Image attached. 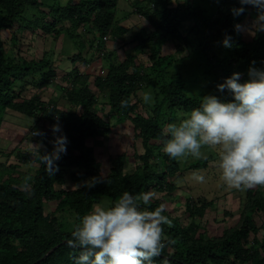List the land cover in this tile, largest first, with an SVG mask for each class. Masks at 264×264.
<instances>
[{
    "label": "trees",
    "instance_id": "trees-1",
    "mask_svg": "<svg viewBox=\"0 0 264 264\" xmlns=\"http://www.w3.org/2000/svg\"><path fill=\"white\" fill-rule=\"evenodd\" d=\"M121 1L69 0L62 6L58 0L51 4L0 0V125L7 111L32 118L31 132L37 130L35 124H41L38 130L45 135L29 132L23 140L42 142L41 152L52 148L45 126L59 123L68 138L67 152L57 161L58 171L53 176L45 173L32 156L34 149H19L20 144L11 150L0 147V156L7 158L0 161V264H73L74 250L66 245L73 225L94 204H110L124 191L148 194L151 208L164 205V199L151 195L172 194L178 186L170 178L189 169L198 171L207 160H193L182 168L178 159L162 151L163 128L198 107L200 96L211 93L230 99L216 85L233 72H239L243 81L253 62L256 67H264V32L247 40L241 31L234 30V24L255 15L248 6L245 14L234 18L230 9L238 6L239 0H208V6L195 0H127L129 11L145 19L151 30L118 25L116 12ZM43 5L50 11H39L41 16L38 12L26 15L31 8L39 10ZM53 11L58 15H53ZM184 23H188V29L185 36L181 35L183 46L176 42L174 53L161 54L162 44L180 37ZM27 29H39L54 40L62 35L73 39L76 52L69 61L91 69L82 71L76 65L62 74L58 84L50 52L31 59L21 55L20 39ZM4 31L11 32L9 42L2 38ZM226 32L234 41L231 49L220 43ZM85 33L92 37L81 40ZM126 33L130 36L122 44L121 59L118 44ZM109 41L118 46L109 49ZM186 47L193 49L190 56L198 62L191 65L203 70L206 80L195 93L191 92L188 69L182 70L188 63L176 56ZM141 53L147 54L145 62L139 61ZM197 79L198 76L194 81ZM205 85L210 86L209 90H203ZM56 86L66 107L53 100L54 91L47 99L40 93L49 87L55 90ZM26 88L31 91L29 94ZM145 90H152L153 103L142 104L138 92ZM122 100L127 101L126 107L121 106ZM99 102L102 108L97 107ZM104 107L107 115H103ZM110 118L118 123L129 120L134 138L140 140L143 152L134 155L140 163L132 171H126L127 155L122 153L108 157L107 172L103 174L102 163L88 145L89 139L112 133ZM32 162L37 164L34 172L29 166L23 167ZM99 175L105 183L91 189L79 186ZM245 191L237 224L214 237L198 232L212 202L187 197L185 212L189 224L165 210L163 214L169 218L162 225L166 246L154 258L155 264H264V236L259 238L260 231L264 233V186ZM49 202H55V206L47 211Z\"/></svg>",
    "mask_w": 264,
    "mask_h": 264
},
{
    "label": "clouds",
    "instance_id": "clouds-1",
    "mask_svg": "<svg viewBox=\"0 0 264 264\" xmlns=\"http://www.w3.org/2000/svg\"><path fill=\"white\" fill-rule=\"evenodd\" d=\"M250 6L255 11L250 23L234 24V30L250 35L264 32V0H239L230 9L232 16L240 17ZM226 49L234 46L229 33L221 42ZM248 78L241 80L233 72L216 85L220 93L200 96L198 107L163 128L162 151L172 159L204 157L203 149H212L217 155L216 167L223 186L228 189L248 190L264 186V67L253 62L247 71ZM150 102V93L143 95ZM126 107L127 101L122 100ZM53 139L50 151L41 152L43 143L34 145L32 156L43 166L45 173L53 176L58 171L62 155L67 152L68 138L59 123L51 126ZM32 135L44 136L40 130ZM192 179L205 181L201 173H192ZM105 183L101 175L83 182L80 187L91 189ZM148 194L124 191L110 204H94L78 218L66 241L74 250L73 264H155L166 246L162 225L169 222L163 204L151 208Z\"/></svg>",
    "mask_w": 264,
    "mask_h": 264
},
{
    "label": "rangeland",
    "instance_id": "rangeland-1",
    "mask_svg": "<svg viewBox=\"0 0 264 264\" xmlns=\"http://www.w3.org/2000/svg\"><path fill=\"white\" fill-rule=\"evenodd\" d=\"M54 0H38V2H45L52 3ZM60 5H66V3L69 0H58ZM76 1V0H74ZM183 1V0H179ZM198 4L200 3L203 6H208V0H195ZM39 10L31 8V11H29L26 15L28 17L31 16V14L38 12L40 13L41 10L45 11V13L49 12L50 10L45 6H41L38 8ZM116 12V20L118 25L125 26L126 28L129 27L130 29L137 30L141 27L146 28V30H151V26L146 22L145 19L138 17L137 15L129 11L130 7L128 6V1L123 0L120 2L119 7L117 8ZM40 11V12H39ZM53 15H58V12L53 11ZM124 15V16H123ZM41 16V13H40ZM127 17L126 19H124ZM251 19L245 20L241 22L240 24L247 25L250 23ZM188 23H184V26L182 27V30L180 32V37H174L166 42H164L161 46V54L166 53H174L175 52V43L178 42L179 44H182L183 46V40L181 35L185 36L187 34L186 29H188ZM61 23L57 24L56 27H59ZM33 29V28H32ZM34 32V33H33ZM242 34L244 35L245 39L250 40L253 35H250L247 31L242 30ZM11 32L10 31H4L2 33V38L9 42V36ZM81 40L90 39L92 37L91 34H82ZM129 33H126L123 38L122 42H120L118 45V55L119 58H123V43L129 40ZM189 38L190 43L193 42V35L189 32ZM110 42V41H109ZM75 42H73V39L67 38V36L62 35L57 40H54L53 36L50 34H42L39 29L36 30H24V35L20 39V50L21 55L23 57H26L28 59L31 58H39L43 55L44 52H50L51 53V59H53L54 67L57 70V77L55 81H57L58 84H60L61 79L60 77L64 72H66L68 69H71L72 67L78 65V63L72 64L69 61V56L74 54L76 52L75 49ZM108 43V42H107ZM108 48L111 49L114 46H118L115 42L111 41L107 44ZM124 49H129L124 48ZM192 48L186 47L185 50L182 53H176V56L181 57L184 59V62L188 63L187 65L182 66V70L186 71L188 69L189 76L191 77L190 86H191V92L195 93L197 86H202L203 83L206 81L203 70L197 69L195 65L198 64L197 61H195V56H190L192 54ZM139 61L145 62L147 59V54H140L138 55ZM146 58V59H145ZM180 59V58H179ZM195 65H191V64ZM147 64V63H145ZM191 65V66H190ZM81 70H90L89 67H83L80 66ZM196 76H198V79H196ZM53 86V85H52ZM210 86L205 85L204 91L207 89L209 90ZM27 92V88L25 89ZM33 91V89H31ZM54 91L55 94L52 96L53 100H57L60 107H66V103L62 99V96H60V91H58V87H55V90L53 87H49V89H43L40 90V93L47 99V95ZM203 91V92H204ZM31 91H28L27 94H29ZM145 93H150L151 100L148 103H153L154 100V94L152 93V90H145V91H139L138 97L142 101V104H144L143 95ZM100 101V96H99ZM97 107L102 108V103L99 102ZM142 109V105H141ZM107 107H104V110H102L103 115H107ZM107 117V116H105ZM179 118V117H178ZM177 118V119H178ZM108 119V118H107ZM177 119H175L173 122H175ZM111 123L114 125L113 131L108 136H102L97 137L96 139H89L88 145L92 146L95 152V155L97 159L102 163V173L106 174L107 172V161L108 157L110 155H117L125 153L127 155V162H126V171H132L136 164L139 162L134 155L136 153H142L143 149L141 148L140 140H137L134 138V130L133 125L129 120H125L122 123H118L115 121L114 118H110ZM33 119L29 118L24 115H19L15 112L7 111L5 114L4 120L2 121L0 125V147L4 148L6 150H11L14 146H16V139L17 137H23L26 134H28L31 131V127L33 126ZM35 124V128L38 130V126ZM52 126V125H51ZM51 126H45V129L48 132V142H50L54 137L51 132ZM62 127V126H61ZM21 135H18V134ZM15 141V142H13ZM18 143V141H17ZM39 142H34L33 144H37ZM27 144L25 140L20 142L19 149H27ZM32 144V145H33ZM52 145V144H51ZM204 151V157L199 159H206L207 164L200 168L198 171H193L192 169L184 171V173L176 174L171 180L174 181V184L178 186V189L173 191L172 194L168 195L164 192L162 193H153L151 196L155 198H162L164 199V206L166 210L168 211L169 215L175 218L180 219L183 223L189 224V217L187 213L185 212V206H186V198L192 197L196 200L199 198H203L204 201L212 202V205L207 206L206 215L204 216V219L201 220V226L198 229V232L203 233L205 237H214L217 235H220L222 230L231 226H234L237 224L240 212L243 208V202L245 198L246 191H240L235 189H228L227 187L223 186L222 181L219 178V170L216 167L217 164V155L216 152L212 149H203ZM214 159H212V157ZM13 158V160H12ZM10 160L15 161L16 159L12 156ZM5 159H7L5 156H0V161L3 162ZM193 160H198L197 158L187 157L184 159H178L180 165L182 168H185L189 163ZM140 163V162H139ZM36 163L32 162L31 164H28L27 166L31 169V172H34V168L36 167ZM197 172L201 173L205 176V181L203 183H199L192 179V173ZM67 187H71L70 183L66 184ZM76 186V185H75ZM103 204V203H102ZM55 202H49L46 206V210L50 211L54 208ZM225 212H229V215H227ZM188 219V220H187ZM256 222L258 225L261 224V221L256 218ZM264 236L263 231H260L259 238H262Z\"/></svg>",
    "mask_w": 264,
    "mask_h": 264
},
{
    "label": "crops",
    "instance_id": "crops-1",
    "mask_svg": "<svg viewBox=\"0 0 264 264\" xmlns=\"http://www.w3.org/2000/svg\"><path fill=\"white\" fill-rule=\"evenodd\" d=\"M18 135H21V134L19 133ZM0 139H1V137H0ZM23 139H24V136L23 137H21V136L17 137V139L15 140L16 141L15 144H20V142L23 141ZM15 141H13V142H15ZM17 141H18V143H17ZM25 141H26V143H29V144H27V148L34 149V145H32L33 143H31L30 140H25Z\"/></svg>",
    "mask_w": 264,
    "mask_h": 264
},
{
    "label": "water",
    "instance_id": "water-1",
    "mask_svg": "<svg viewBox=\"0 0 264 264\" xmlns=\"http://www.w3.org/2000/svg\"><path fill=\"white\" fill-rule=\"evenodd\" d=\"M51 251H52V249L49 250V251L43 256V258L46 257Z\"/></svg>",
    "mask_w": 264,
    "mask_h": 264
},
{
    "label": "built area",
    "instance_id": "built-area-1",
    "mask_svg": "<svg viewBox=\"0 0 264 264\" xmlns=\"http://www.w3.org/2000/svg\"><path fill=\"white\" fill-rule=\"evenodd\" d=\"M105 38H106V37H105ZM105 38H104V39H105Z\"/></svg>",
    "mask_w": 264,
    "mask_h": 264
}]
</instances>
